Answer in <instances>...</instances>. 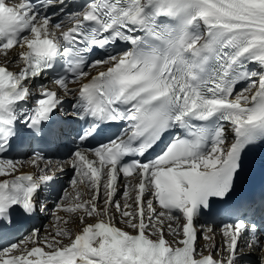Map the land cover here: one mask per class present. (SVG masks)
Segmentation results:
<instances>
[{
  "label": "snow or ice",
  "instance_id": "obj_1",
  "mask_svg": "<svg viewBox=\"0 0 264 264\" xmlns=\"http://www.w3.org/2000/svg\"><path fill=\"white\" fill-rule=\"evenodd\" d=\"M0 53V264H264V194L216 208L264 145V0H0Z\"/></svg>",
  "mask_w": 264,
  "mask_h": 264
},
{
  "label": "bare ground",
  "instance_id": "obj_2",
  "mask_svg": "<svg viewBox=\"0 0 264 264\" xmlns=\"http://www.w3.org/2000/svg\"><path fill=\"white\" fill-rule=\"evenodd\" d=\"M9 55H12V53H11V51L9 52ZM6 57L4 56V54H2V53H0V63H3V61H4V59H5ZM8 67H9V69H15V68H17L18 66L15 64V63H10L9 65H8ZM38 83V81H36V83L35 84H37ZM34 86V85H33ZM27 167H29L28 165L25 167V169L27 168ZM67 177V176H66ZM65 177V178H66ZM64 180V179H63ZM52 222H53V220H52ZM48 231H51V229H48ZM203 244V243H202ZM255 258H257L258 256H259V253H253L252 254Z\"/></svg>",
  "mask_w": 264,
  "mask_h": 264
},
{
  "label": "rangeland",
  "instance_id": "obj_3",
  "mask_svg": "<svg viewBox=\"0 0 264 264\" xmlns=\"http://www.w3.org/2000/svg\"><path fill=\"white\" fill-rule=\"evenodd\" d=\"M41 230H43V228H42ZM200 240H201V241H203V239H202V238H201Z\"/></svg>",
  "mask_w": 264,
  "mask_h": 264
}]
</instances>
